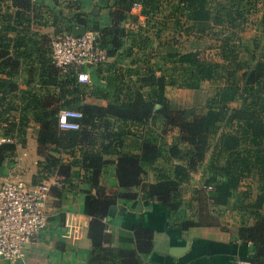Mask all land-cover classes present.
Wrapping results in <instances>:
<instances>
[{
    "label": "trees",
    "instance_id": "obj_1",
    "mask_svg": "<svg viewBox=\"0 0 264 264\" xmlns=\"http://www.w3.org/2000/svg\"><path fill=\"white\" fill-rule=\"evenodd\" d=\"M45 1L0 0L3 24L0 29V127L5 130L3 143L0 141V170L16 151V145L5 138L16 135L24 139L30 123L40 127L38 152L45 160L38 177L41 181L36 183L35 180L34 187L57 176L62 168L61 159L48 152L72 154L87 127L113 130L114 133L110 132L114 135L112 141H120L116 148L121 138L135 135L132 129L143 128L150 136L161 126L163 133H178L175 142L170 144V158L188 160L189 168L176 167L175 180L154 185L144 182V166L152 165L161 157V149L155 147L149 136L143 138L140 154L120 156L116 176L123 195L108 196L100 186L106 164L101 153L91 152L82 159L87 174L85 180L90 189L96 191V195L86 193L83 211L90 218L88 236L92 242L87 264H143L141 255H149L153 249V232L138 227L137 248L133 251L106 247L110 236L105 219L110 208L122 197L136 199L137 194L132 190L137 188L147 197L170 206V210L176 208L172 195L188 181L191 169L205 159L213 145L212 177L206 181L203 193L214 205L226 208L242 182L252 176L257 178L256 199L249 201V194L245 192L235 205L241 213L237 239L255 246L251 264H264V38H253L246 43L242 37L251 22L258 23L264 32V0H99L100 8L109 11L106 20L92 13V3L87 0H63L61 4V0H54L60 8L57 13L55 5L47 6ZM40 4L56 14L55 38L73 35L75 28L96 32L98 46L107 53L108 59L120 50L125 51L123 55H129L135 49L148 46L146 32L142 41L134 39L126 45L129 36L124 23L133 18L131 13L136 5L141 6L142 15L150 20L165 11L163 19L170 21V55L163 60L170 61V68L163 71L160 68L162 73L157 77L155 67L147 65L139 86H122L116 77V81L103 90L99 85L100 66L94 67L90 77L96 80L98 91L93 93L109 101L107 107L87 105L84 98L91 85L80 84L74 69L63 74L52 59L46 58L39 68L37 66L45 52L40 47L42 42L29 31L33 22L41 21ZM159 28L161 31V26ZM195 36L213 40L215 45L211 49L220 60L202 59L194 51L184 54L171 51L177 40ZM130 40L129 37L128 42ZM44 46L46 48L47 44ZM20 60L28 61L29 65L25 73L30 88L25 91H19L13 79ZM204 82L211 83L214 89L203 107L177 108L165 96L167 86L197 91ZM62 111L82 113L78 120L80 129L62 130L59 126ZM183 144L187 146L185 150L181 148ZM111 147L107 145L104 149ZM60 189L52 188L51 193ZM208 212L202 203L197 218L183 223V229L208 226ZM247 215L253 219V225L246 223ZM210 224L215 226L220 220L217 218Z\"/></svg>",
    "mask_w": 264,
    "mask_h": 264
},
{
    "label": "crops",
    "instance_id": "obj_2",
    "mask_svg": "<svg viewBox=\"0 0 264 264\" xmlns=\"http://www.w3.org/2000/svg\"><path fill=\"white\" fill-rule=\"evenodd\" d=\"M62 1H60V4ZM87 1L92 3L90 5L91 11L94 9L98 11L93 13L95 16H100L104 20L108 18L109 11L100 8L99 0ZM45 5H55L53 8L56 13L60 10L54 0H46ZM40 12L43 13L41 21L33 22L29 31V34L42 42L40 47L42 52H45V55L39 56L41 60L37 62L39 63L38 68L43 59H52L51 42L57 36L56 14H51V11L42 4H40ZM163 14H165V11L150 20L142 15L141 10L132 11L133 18L124 23L126 34L131 38L128 42V37L126 45L129 46L134 39L136 42L142 41L145 39L144 33L146 32L149 35L148 46L142 50L135 49V52L129 55H123L125 51L120 50L112 55L107 63L101 65L99 67V85H102L103 90L108 89L116 81V77L120 79L118 84L122 86H139V79H141L143 73H146L147 65L148 68L155 67L157 77L161 76L164 68H170V61L168 59L163 60L164 57L170 55V21H164ZM2 25L0 22V29ZM160 26L161 31H159ZM9 37L13 38L14 35L9 34ZM45 44H47L46 48H44ZM28 67V61L20 60L16 77L13 78L19 86V91L30 88L29 78L25 73ZM92 68L94 67L87 68L90 76H93L92 72L95 69L92 70ZM160 68L162 71H159ZM91 81L89 93L84 98L86 104L94 107H107L109 100L94 95L98 91L96 80L94 81L93 78ZM203 84H209L212 87L211 83L204 82L201 84L200 89ZM212 88L214 89V87ZM171 89L182 91L187 95H194L200 89L193 91L167 86L165 91L166 98L174 107H197L193 103L183 107L185 105L179 104V102L170 98ZM210 96H208L207 101ZM160 127L157 126V130H154L150 136L143 128L132 129L131 131L135 135H127L121 138L122 142L116 148L114 146H117L120 141H112L114 135H111L110 132H113V130L105 131L104 128L93 130L91 127H87L83 135L84 138L78 143L72 154L62 152L60 154L58 151L48 152L55 158L61 159L62 168L58 169L59 174L57 176L61 178L64 184L63 188L58 190L59 192L53 191L51 193L48 202V226L25 249L23 260L8 262L0 258V264H87L92 250V242L88 236L90 218L83 211L86 193L96 195V191L93 188L90 189L85 180L87 174L82 167V159L91 152L101 153L106 164L102 171L100 186L105 189L108 196L123 195L124 192L116 176L120 156L121 154H140L143 138L149 136L155 147L161 149V157L152 165L146 164L144 166V182L154 185L175 180L176 167L189 168L188 160L170 158V144L175 142L178 133H172L171 135L170 131L163 133ZM39 133V125L30 123L26 129L24 139L21 140L16 135H9L5 138L16 145V151L0 170V185L7 181H19L28 186H33L35 180L36 183L41 181L38 177L45 160L38 152ZM3 137H5V130L0 127L1 143H3ZM107 145H112V147L109 150L106 149V151L104 146ZM181 148L185 150L187 146L183 144ZM214 151L213 145L207 151L205 159L191 169L188 181L181 184L178 192L172 195V200L177 204L176 208L170 210V206L147 197V194L141 188L132 190L137 194L136 199H124L123 197L119 199L114 217L105 219L107 233L110 236V242L106 247H113L121 251L136 250V229L140 227L153 232V249L149 255H141L143 264H251L256 248L251 243L237 239L241 213L235 205L239 197H243L242 194L245 192L249 194V201L256 199L259 194L257 178L252 176L242 182L228 207L214 205L203 193L206 181L212 177L210 165ZM202 203L204 207L206 205L209 209L208 226L183 229V223L191 221L192 218H197L196 214H198ZM217 218L220 220V224L211 225L210 223L216 221ZM247 218L246 223L253 225V219L249 215H247ZM224 224L227 229L224 228ZM68 226L79 232L76 240L64 238Z\"/></svg>",
    "mask_w": 264,
    "mask_h": 264
},
{
    "label": "built area",
    "instance_id": "obj_3",
    "mask_svg": "<svg viewBox=\"0 0 264 264\" xmlns=\"http://www.w3.org/2000/svg\"><path fill=\"white\" fill-rule=\"evenodd\" d=\"M134 10H141L136 5ZM98 33L86 32L74 37L66 34L51 42L52 61L63 74L72 69L77 72L81 84L91 85L86 68L98 67L108 62L107 53L98 46ZM82 113L62 111L59 126L62 130H78ZM59 176H52L39 186H28L19 181H7L0 185V258L8 262L24 259V252L48 226V202L52 188H62ZM79 232L68 226L64 238L76 240Z\"/></svg>",
    "mask_w": 264,
    "mask_h": 264
},
{
    "label": "rangeland",
    "instance_id": "obj_4",
    "mask_svg": "<svg viewBox=\"0 0 264 264\" xmlns=\"http://www.w3.org/2000/svg\"><path fill=\"white\" fill-rule=\"evenodd\" d=\"M262 28L258 25V23H252L249 25V28L242 34L244 41L249 43L251 39L257 38L259 39L264 38V32L261 30ZM263 32V33H262ZM259 37V38H258ZM215 45V42L207 38L199 39L195 37H183L180 41L173 43L171 49L172 52L176 53H186V52H197L199 53L202 59L206 60H220L214 49H211V46ZM213 87V86H212ZM209 86V84H203L202 88L197 92H193L194 95H187L182 91L178 90H170V98L174 99L175 101L179 102V104H183L186 107L189 103L197 107H202L206 101L208 96H210L211 92H213V88ZM191 94V93H189Z\"/></svg>",
    "mask_w": 264,
    "mask_h": 264
},
{
    "label": "water",
    "instance_id": "obj_5",
    "mask_svg": "<svg viewBox=\"0 0 264 264\" xmlns=\"http://www.w3.org/2000/svg\"><path fill=\"white\" fill-rule=\"evenodd\" d=\"M95 12H98V11L96 9L92 10V13H95ZM85 33H86V30L85 29L75 28L73 30L74 37L83 36ZM116 212H117V207L116 206H113L112 208H110L108 218L109 219L113 218L114 215L116 214Z\"/></svg>",
    "mask_w": 264,
    "mask_h": 264
}]
</instances>
